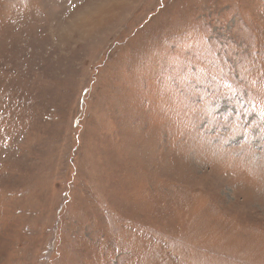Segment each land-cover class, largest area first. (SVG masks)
I'll return each mask as SVG.
<instances>
[{"label": "rangeland", "instance_id": "1", "mask_svg": "<svg viewBox=\"0 0 264 264\" xmlns=\"http://www.w3.org/2000/svg\"><path fill=\"white\" fill-rule=\"evenodd\" d=\"M0 264H264V0H0Z\"/></svg>", "mask_w": 264, "mask_h": 264}]
</instances>
